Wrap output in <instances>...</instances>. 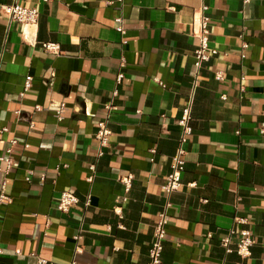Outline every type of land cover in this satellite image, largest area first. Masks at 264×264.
I'll use <instances>...</instances> for the list:
<instances>
[{
  "label": "crops",
  "instance_id": "obj_1",
  "mask_svg": "<svg viewBox=\"0 0 264 264\" xmlns=\"http://www.w3.org/2000/svg\"><path fill=\"white\" fill-rule=\"evenodd\" d=\"M14 2L38 9L27 29L36 45L2 11ZM203 6L217 54L198 68ZM52 101L65 104L62 120L46 109ZM108 104L112 135L101 149L95 134ZM37 106L33 128L18 121L17 109ZM186 107L183 186L168 196ZM263 127L264 0H0V159L13 160L10 169L0 161V196L6 184L12 200L0 203V264H147L168 203L162 264H264ZM64 191L79 199L68 213L56 207ZM244 229L253 234L248 259L220 244Z\"/></svg>",
  "mask_w": 264,
  "mask_h": 264
},
{
  "label": "built area",
  "instance_id": "obj_2",
  "mask_svg": "<svg viewBox=\"0 0 264 264\" xmlns=\"http://www.w3.org/2000/svg\"><path fill=\"white\" fill-rule=\"evenodd\" d=\"M44 2H49L50 0H43ZM122 1V0H120ZM251 0H243L245 4L250 3ZM2 11L9 17L11 21H15L20 23L23 26L22 36L23 40L30 44V45H36V41L30 37L28 34V28L31 27H37L38 21H39V11L37 8H29L24 7L17 2H14L12 4L3 5ZM207 7L203 6L201 9V14L199 18L194 20V28L196 30L194 31L195 36L199 39V47L195 51V66L200 68L204 62H208L212 56L217 54L216 50H213L209 47V17L206 15ZM117 23V31L120 33H124L123 28V18L119 17L116 19ZM42 48L44 51L49 53H60V48L58 45L53 43H43ZM243 50L248 49V45L246 43L242 46ZM242 58H244V54L241 55ZM55 73L52 69L48 71L47 78L52 79L54 77ZM123 75L120 73L117 75V84H120L122 82ZM215 79L217 81H224L225 77L222 72H219L216 74ZM32 81L33 77L28 76L26 78L25 88L24 92L21 94V97L24 96V93L31 89L32 87ZM117 92H114V95H116ZM223 99H226L225 96L222 97ZM49 111H53L56 113V116L59 120L63 119V115L66 111L65 104L62 102L52 101L46 108ZM106 113L104 118L98 121L97 123V131L95 134V138L99 143L100 148H106L109 146L110 143V137L112 135V132L108 128V124L110 122V114L111 111L114 109L112 104H108L106 107ZM44 110L42 107H35L34 111H28L24 112L21 109H17L15 111V114L17 115L18 121H24L29 124L30 128L34 127L33 123V116L36 112ZM191 121V108L186 107L183 110V115L181 119L179 120V125L182 127L183 135L181 138V146L178 149L177 153L174 155L172 164L170 167V172L167 175L165 179V183L162 185V190L166 195H171L172 193H175L179 191L183 186V172L185 171V151L182 148V145L187 142V136L192 134V127L190 125ZM261 133L264 134V127L261 129ZM17 144L16 140H11V147L7 150L8 154L12 153V146ZM155 152V151H153ZM102 152H99V155H102ZM0 161L7 162L8 169H10L13 165V160L10 158L3 159L1 158ZM92 170H94V166H92ZM134 176L132 174L127 175L126 177L121 178V182L123 183L125 187V192H130L132 188ZM44 180V178H42ZM27 181H31V177L27 178ZM6 184L3 185L1 196H0V203H6L9 204L12 202V200L6 195ZM122 202H126L127 198L123 197L121 198ZM79 203L78 197L70 192V191H64L62 192L60 198L57 201V210L68 213L71 211L72 207L77 205ZM89 202L87 201L85 203V206L87 207ZM171 207V203H168L163 211H161L158 215V221L155 226V240L153 243L152 248L149 252V262L147 264H162V253L164 249V242L166 240L167 235V226L169 223V216H168V209ZM235 223L241 224V225H247L248 220L246 218H242L239 216L235 217ZM221 246L225 249L226 253H236L238 254L242 259H248L252 255V246H253V234L251 230L244 229L242 230L239 235H237L234 232H231L227 236L223 237L220 240ZM80 249H77L79 251ZM2 254V249L0 246V255ZM74 264V263H73Z\"/></svg>",
  "mask_w": 264,
  "mask_h": 264
}]
</instances>
